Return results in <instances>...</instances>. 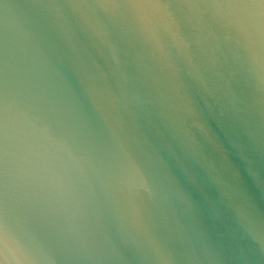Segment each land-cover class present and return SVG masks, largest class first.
<instances>
[{
    "label": "water",
    "instance_id": "1",
    "mask_svg": "<svg viewBox=\"0 0 264 264\" xmlns=\"http://www.w3.org/2000/svg\"><path fill=\"white\" fill-rule=\"evenodd\" d=\"M0 264H264V0H0Z\"/></svg>",
    "mask_w": 264,
    "mask_h": 264
}]
</instances>
